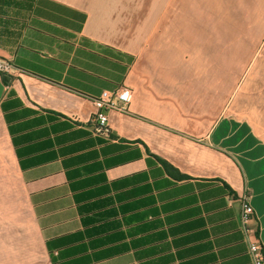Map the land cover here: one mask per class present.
<instances>
[{
    "label": "crops",
    "instance_id": "obj_1",
    "mask_svg": "<svg viewBox=\"0 0 264 264\" xmlns=\"http://www.w3.org/2000/svg\"><path fill=\"white\" fill-rule=\"evenodd\" d=\"M0 58V264H252L264 0H0Z\"/></svg>",
    "mask_w": 264,
    "mask_h": 264
},
{
    "label": "built area",
    "instance_id": "obj_2",
    "mask_svg": "<svg viewBox=\"0 0 264 264\" xmlns=\"http://www.w3.org/2000/svg\"><path fill=\"white\" fill-rule=\"evenodd\" d=\"M17 67L9 60L0 58V76L11 75ZM9 85H5L7 92ZM133 91L129 86H121L116 89H104L98 97L92 98L95 105L93 120H95L100 128H105L108 125V111L116 109L125 111L127 104L131 101ZM241 204L239 215L240 227L244 231L247 242L248 251L252 260V264H264V244L260 239L259 230L252 227L254 221V208L250 201V196L246 192L238 198Z\"/></svg>",
    "mask_w": 264,
    "mask_h": 264
},
{
    "label": "rangeland",
    "instance_id": "obj_3",
    "mask_svg": "<svg viewBox=\"0 0 264 264\" xmlns=\"http://www.w3.org/2000/svg\"><path fill=\"white\" fill-rule=\"evenodd\" d=\"M244 113L250 114L252 116V106H244ZM257 124L259 125L261 130H264V121H257Z\"/></svg>",
    "mask_w": 264,
    "mask_h": 264
},
{
    "label": "trees",
    "instance_id": "obj_4",
    "mask_svg": "<svg viewBox=\"0 0 264 264\" xmlns=\"http://www.w3.org/2000/svg\"><path fill=\"white\" fill-rule=\"evenodd\" d=\"M165 162V161H164ZM167 164V162H165Z\"/></svg>",
    "mask_w": 264,
    "mask_h": 264
}]
</instances>
